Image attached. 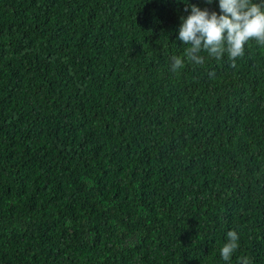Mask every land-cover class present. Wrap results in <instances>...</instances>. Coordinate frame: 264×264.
Returning <instances> with one entry per match:
<instances>
[{
  "label": "trees",
  "instance_id": "obj_1",
  "mask_svg": "<svg viewBox=\"0 0 264 264\" xmlns=\"http://www.w3.org/2000/svg\"><path fill=\"white\" fill-rule=\"evenodd\" d=\"M188 5L0 0V264H264V45L188 61Z\"/></svg>",
  "mask_w": 264,
  "mask_h": 264
},
{
  "label": "clouds",
  "instance_id": "obj_2",
  "mask_svg": "<svg viewBox=\"0 0 264 264\" xmlns=\"http://www.w3.org/2000/svg\"><path fill=\"white\" fill-rule=\"evenodd\" d=\"M212 2L207 0L209 4ZM188 7L190 14L182 18L178 34L183 45H189L185 50L188 61L200 65L203 63L202 51H207L216 59L222 58L226 52L235 67L236 58L244 55L245 45L249 41L255 40L259 45H264V0H219V14L195 5ZM172 60L173 71L185 66L182 57L174 56ZM238 240L237 231L227 232V242L220 252L224 261H229L238 249ZM242 264H249L248 259L243 258Z\"/></svg>",
  "mask_w": 264,
  "mask_h": 264
}]
</instances>
